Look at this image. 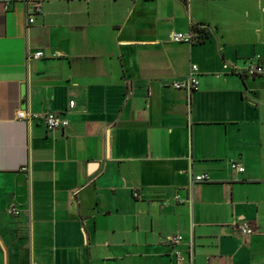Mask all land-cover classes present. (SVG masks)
<instances>
[{"label":"crops","instance_id":"obj_1","mask_svg":"<svg viewBox=\"0 0 264 264\" xmlns=\"http://www.w3.org/2000/svg\"><path fill=\"white\" fill-rule=\"evenodd\" d=\"M192 27L208 37L171 40ZM251 59L264 66V0H0V264H177L176 234L191 264H264ZM193 64L198 90L172 88Z\"/></svg>","mask_w":264,"mask_h":264},{"label":"built area","instance_id":"obj_2","mask_svg":"<svg viewBox=\"0 0 264 264\" xmlns=\"http://www.w3.org/2000/svg\"><path fill=\"white\" fill-rule=\"evenodd\" d=\"M10 3L6 2L4 5V9L7 10L9 8ZM41 5L38 3H32L31 9L28 13V23L33 24L35 21V14L41 13ZM199 35L195 32H190L189 34H181V33H174L172 35L171 40L176 43L180 42H187L189 44H195L199 41ZM44 57L42 51H39L33 55L34 59H41ZM249 66L245 70V75L251 78L260 77L264 74V66L258 62H254L252 59L248 61ZM198 67L196 65H191L190 74L188 77L178 80L172 83V88L176 90L185 89L189 92H193L198 90L199 87V78H198ZM34 117L31 114H27L24 111L17 112V118L19 120H30ZM45 126L48 130L53 131L57 129H64L68 126L69 121L60 114L57 113H47L44 116H41ZM230 168L232 171L238 173H244L245 168L237 161L231 160L230 161ZM194 181L196 183H207L210 182V176L208 174H200L194 177ZM137 197V194H135ZM9 214L12 215H19V210L14 207H10L7 211ZM237 231L241 234L247 244L250 242L251 236L254 234V229L246 223H240L237 225ZM183 238L180 234H176L167 238L168 243L172 246V253L175 256L177 264H191L189 260L185 257L182 251L178 248L181 244Z\"/></svg>","mask_w":264,"mask_h":264},{"label":"trees","instance_id":"obj_3","mask_svg":"<svg viewBox=\"0 0 264 264\" xmlns=\"http://www.w3.org/2000/svg\"><path fill=\"white\" fill-rule=\"evenodd\" d=\"M191 30L199 35V43L203 42L204 39L208 37V34L204 30H200L197 27H192Z\"/></svg>","mask_w":264,"mask_h":264}]
</instances>
